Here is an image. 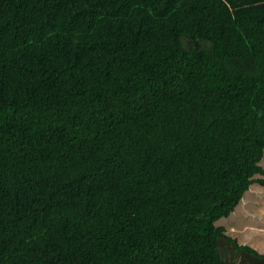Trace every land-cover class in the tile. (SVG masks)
<instances>
[{"label":"trees","instance_id":"1","mask_svg":"<svg viewBox=\"0 0 264 264\" xmlns=\"http://www.w3.org/2000/svg\"><path fill=\"white\" fill-rule=\"evenodd\" d=\"M224 246L264 264V0H0V264Z\"/></svg>","mask_w":264,"mask_h":264},{"label":"rangeland","instance_id":"2","mask_svg":"<svg viewBox=\"0 0 264 264\" xmlns=\"http://www.w3.org/2000/svg\"><path fill=\"white\" fill-rule=\"evenodd\" d=\"M249 230V229H248ZM242 232V231H241ZM244 234V231L242 232ZM244 242H250L249 238H245ZM252 243V242H250ZM222 258L225 260L226 264H242L235 252L230 250L228 247L224 246L220 250Z\"/></svg>","mask_w":264,"mask_h":264}]
</instances>
